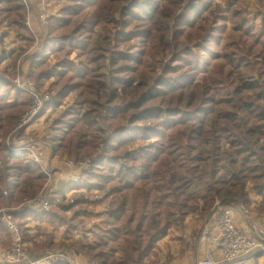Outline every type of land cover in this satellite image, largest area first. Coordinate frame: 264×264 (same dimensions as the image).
Wrapping results in <instances>:
<instances>
[{
  "label": "trees",
  "instance_id": "16d2710c",
  "mask_svg": "<svg viewBox=\"0 0 264 264\" xmlns=\"http://www.w3.org/2000/svg\"><path fill=\"white\" fill-rule=\"evenodd\" d=\"M55 3L63 4L45 8L48 24L41 20L35 34L28 26V19L36 23L35 1L0 0V210L16 221L30 253L163 264L158 245L175 232L181 248L172 261L168 254L175 264L201 226L196 216L186 241V220L210 212L218 199L239 200L255 224L264 219V0ZM3 26L28 34L9 63ZM17 65L44 99L41 130H29L31 123L15 132L33 104L13 81ZM179 126L176 155L163 137ZM8 137L39 142L50 157L89 159L80 187L58 188L48 210L25 204L45 176L9 149ZM66 189L75 192L67 196ZM60 227L68 241L56 238ZM11 245L0 218V251Z\"/></svg>",
  "mask_w": 264,
  "mask_h": 264
},
{
  "label": "built area",
  "instance_id": "2783aa9c",
  "mask_svg": "<svg viewBox=\"0 0 264 264\" xmlns=\"http://www.w3.org/2000/svg\"><path fill=\"white\" fill-rule=\"evenodd\" d=\"M24 1L26 2V0ZM45 11H42L40 18L46 25L48 24V16ZM200 43L197 41L190 46H197ZM16 84L19 88L28 91L33 99V104L18 121L15 132L29 126L44 105V99L39 95L35 83L30 78L17 77ZM6 141L11 151L24 153L27 161L36 164L45 176V183L39 194L32 200L25 202L37 211L48 210L53 193L58 188H62L65 183L81 181L82 173L90 167L89 159L80 162L64 160L60 170H53L47 163L41 143L26 138L12 139L10 137ZM0 218L12 236L10 250L0 251V261L13 264H73L71 254L65 250L47 251L42 256L31 254L28 247L22 242L16 221L8 211L0 210ZM202 240L205 242L204 254L197 257L193 264H255L257 255H262L264 258V235L261 236L260 241H253L243 226L237 223L236 210L230 205L221 208L216 216L214 226L205 232ZM74 257V264H80L77 257ZM261 263L262 261H258V264ZM83 264L96 263L91 260H83Z\"/></svg>",
  "mask_w": 264,
  "mask_h": 264
},
{
  "label": "crops",
  "instance_id": "0c3cea01",
  "mask_svg": "<svg viewBox=\"0 0 264 264\" xmlns=\"http://www.w3.org/2000/svg\"><path fill=\"white\" fill-rule=\"evenodd\" d=\"M48 2H52L50 5H48ZM41 7H42V11L45 10V8L47 7V11L48 12H56L58 10V8L60 7L59 4L55 3V0H41ZM46 11V12H47ZM48 15V13H47ZM3 29L5 30V34H4V47L7 53V56H5V62L9 63V59L11 56V54L13 52H15L20 46H24L25 42H26V37L23 36H28V34L24 31H17L14 28L11 27H7V26H3ZM24 38V39H23ZM10 42V43H9ZM30 52V51H29ZM29 53L23 54V58L24 57H28L29 55H27ZM4 66V63L2 65H0V67L2 68ZM24 71H28L27 69H24ZM48 115L42 116L41 117V122L43 123L44 120L46 119ZM41 123V124H42ZM41 126V125H40ZM38 124H33L32 126L28 127L29 130L34 129L36 130H41ZM44 155L46 157L47 163L49 164V166L52 167L53 170H60L63 164V161L59 160L58 157H53V156H49V152L47 150H44V147H42ZM257 198V197H256ZM255 198V199H256ZM232 206L235 208L236 210V220L237 222H239L241 225H246V231L249 232H254L253 231V225L257 228H259L262 232H264V219H258L257 220V224L255 225V221L251 218V220L248 218H246V216H244V214L239 210L238 211V206H236L234 203L232 204ZM212 216L214 215V213H210ZM210 217V215H209ZM189 220V219H188ZM185 222V228H184V233L181 234L183 235L184 238H186V241L189 240V236L190 233L193 232V228L194 226H192L191 224L187 223V221ZM216 218L209 224H205L204 226H206L205 228L202 229V227L199 228L197 235H196V239H195V248L193 249V251L190 248L186 247V253L182 258L176 259L175 260V264H179L181 262V264H186L190 261V259L192 257H195V259L199 256H203L204 254V246H205V242L202 240V237L204 236L205 232L208 229H211L214 226ZM197 223V222H196ZM201 231V239H197L199 232ZM256 232V231H255ZM177 233V232H176ZM257 233V232H256ZM258 234V233H257ZM260 235V234H258ZM261 236V235H260ZM165 242V247H162V251H163V255L167 254L168 252L174 256H178L179 253V249L181 248V241H180V237H179V233L176 235L175 232L170 233L168 236H166L160 243V246H162V244ZM196 250V252H195ZM194 252V253H193ZM263 257H261V259L259 261H262L261 264H264L263 261ZM195 262V260H194Z\"/></svg>",
  "mask_w": 264,
  "mask_h": 264
},
{
  "label": "rangeland",
  "instance_id": "374dc122",
  "mask_svg": "<svg viewBox=\"0 0 264 264\" xmlns=\"http://www.w3.org/2000/svg\"><path fill=\"white\" fill-rule=\"evenodd\" d=\"M29 1H32V2H36V5H34V8H33V10H31V12H30V14H31V16L33 15V16H35V19H36V23L31 19V25H30V22H29V27H30V30H32L33 31V29L35 30V34H37V33H39V31L41 30V28H42V26H41V24H42V22H41V18H40V14H41V10H42V7H41V0H29ZM52 2H48V5H50ZM63 4V3H62ZM62 4L60 5V6H62ZM28 21H29V19H28ZM257 25L258 24V21H255V22H252L251 23V25L253 26V25ZM254 28H256V27H254ZM256 29H258V28H256ZM263 31H264V28H263ZM25 32V31H24ZM246 38H247V40H251L252 39V35L251 34H247V36H246ZM262 40H264V37H263V39ZM10 43V42H9ZM35 44H33L32 46H34ZM199 45H201V43L199 44ZM191 49L194 51L196 48H195V46H191ZM260 49V48H259ZM262 54H264V51L263 50H261L260 51ZM14 76H13V81H14V83L16 84V79H17V77H21L22 79H25L27 76H25L22 72H21V70H20V67H19V70H18V65L14 68ZM17 85V84H16ZM41 115H38L36 118H34V120H33V122H32V124H38L39 126L41 125ZM31 126V125H30ZM29 126V127H30ZM41 127V126H40ZM178 128H180L179 129V131H176V129L174 128V129H171V130H169V131H167L166 133H165V135H164V137H163V142L166 144V145H168L169 146V148H170V150H171V152H174L176 155L177 154H179V147H178V143H177V138H178V132H182V127H178ZM169 135H173V140H168V136ZM12 152H16V153H19L18 151H12ZM25 155V154H24ZM23 156V155H22ZM59 160H61V161H64V160H62V159H60L59 158ZM219 166H222V164H224V162H220V163H217ZM161 170H163V167H161ZM242 170V167H240V165H238L237 167H236V171L240 174V175H243V173L241 172L240 173V171ZM80 182V181H79ZM78 183V182H77ZM69 184H71V183H69ZM79 184L80 183H78V184H76L75 183V185H69L68 186V188L69 187H76V186H78V187H80L79 186ZM85 188H82V189H80L79 191H77V192H84L85 190H84ZM75 191L74 190H69V189H66V195L68 196L69 194H71V193H74ZM254 196V198H258L259 200H260V198H259V196L257 195H253ZM256 198V199H257ZM72 199V198H71ZM70 199V200H71ZM255 199V200H256ZM222 200H226L227 201V203H224V204H222L219 208H217L216 210H215V212H214V215L212 216L210 213H212L213 211H214V209L216 208V205L219 203V202H221ZM229 200H234L232 197H224V198H222V199H218L217 201H216V203L214 204V206H213V208L211 209V211L210 212H205V211H200V212H197V211H195L194 213H192L191 214V218H188L189 220L187 221V223H189V224H191L192 226H194L195 224H196V222H197V217L196 216H199V219H200V222H201V226L200 227H202V228H205L206 226H204L205 224H209V223H211L215 218H216V216L218 215V213L220 212V210H221V208H223L224 206H228V205H230V206H232V202H229ZM237 200V199H236ZM234 200L235 202H239V200ZM240 203V202H239ZM241 204V203H240ZM98 206H100L99 204H98ZM98 210H104V207H102V208H99ZM250 211H251V208L249 209ZM248 210V211H249ZM238 211H239V209H238ZM71 212H69V214H70ZM251 214H253V212H250ZM209 215H210V217H209ZM249 215V214H248ZM250 216V215H249ZM251 217V216H250ZM247 218V217H246ZM248 219V218H247ZM239 225H241L239 222H237ZM35 226V225H34ZM241 226H243V225H241ZM243 228L245 229V230H247L246 228V225H244L243 226ZM253 233H255V234H257L258 232L253 228ZM257 233H256V232ZM264 231V230H263ZM43 232V231H42ZM248 234H249V236L251 237V239L253 240V241H257V240H255V239H253V236H251V233L252 232H249V231H246ZM259 234V233H258ZM257 234V236L259 237V239L261 240V236L260 235H258ZM55 235H56V238L57 239H62V238H64L66 241H68L69 240V238H70V234H68V233H66V234H64V229L62 228V227H60L56 232H55ZM79 235V234H78ZM87 239L86 240H92V235H90V234H87ZM39 239V238H38ZM197 239H199V236H198V238ZM160 244L161 243H159V245H158V249H159V251H160V253H159V255H160V257H161V259H162V261H163V264H169V260H168V254H169V252L167 253V254H165L164 256H162L163 255V251H162V247H165V242L162 244V246H160ZM192 245H193V249L195 248V240L193 241V243L192 244H188V247H190V249L192 250ZM52 250H54V249H52ZM52 250H46V251H52ZM65 251H67V252H69L71 255H73V256H75L74 254H73V252H71V251H68V250H65ZM195 252H196V250H195ZM194 253V252H193ZM38 254V253H37ZM77 257V256H76ZM200 257V256H199ZM170 259H171V261L174 259V256L173 255H170ZM77 260L79 261V263L80 264H83V260H84V258L82 257V256H78L77 257ZM194 260H195V257H192L191 259H190V261L188 262V263H186V264H193L194 263ZM2 262H5V261H3V260H1ZM263 261H264V259H263ZM171 263V262H170ZM179 264H181V262L179 263Z\"/></svg>",
  "mask_w": 264,
  "mask_h": 264
},
{
  "label": "water",
  "instance_id": "95a60500",
  "mask_svg": "<svg viewBox=\"0 0 264 264\" xmlns=\"http://www.w3.org/2000/svg\"><path fill=\"white\" fill-rule=\"evenodd\" d=\"M229 202H232V203H234L236 206H238V208L240 209V211L244 214V216H246L247 218H249L250 220H251V218H250V216L248 215V213H247V211H245V210H243L242 208H241V206L237 203V202H235L234 200H229ZM224 203H227V201L226 200H222L221 202H219L217 205H216V208L214 209V211L212 212V214L215 212V210L217 209V208H219L222 204H224ZM253 228L261 235V236H263L264 235V233L259 229V228H257V227H255L254 225H253ZM203 229V228H202ZM200 234H201V231L199 232V234H198V236H199V239H200ZM198 238V237H197ZM47 251H42V252H40V253H38L37 255L38 256H42L43 254H45ZM71 260H72V263L74 264V261H75V257L74 256H72L71 255ZM0 264H13V263H8V262H2V261H0ZM18 264H22V263H18Z\"/></svg>",
  "mask_w": 264,
  "mask_h": 264
}]
</instances>
